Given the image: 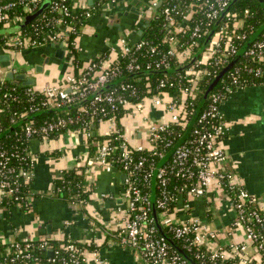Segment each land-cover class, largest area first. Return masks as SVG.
<instances>
[{
    "label": "built area",
    "instance_id": "2783aa9c",
    "mask_svg": "<svg viewBox=\"0 0 264 264\" xmlns=\"http://www.w3.org/2000/svg\"><path fill=\"white\" fill-rule=\"evenodd\" d=\"M71 1L49 0L25 26L1 34V50L17 53L59 44L63 57L68 55V63H73L70 45L76 49V38L70 35L76 32L78 21L92 17L94 6ZM105 1L116 4L118 0ZM150 1L149 13L141 18L154 22L151 37L148 32L145 36L146 27L132 41L125 30L82 72L70 71L39 89L23 84L26 106L12 112L9 126L20 123L9 132L20 131L14 133L12 145L0 142V204L4 197L26 207L33 196L36 160L30 149L32 140L48 142L66 131L78 132L86 140L97 134L103 140L95 142L92 159L108 173L124 174L119 243L138 253L141 264H189L157 225L170 232L173 237L165 234L178 240L181 246L175 242L177 247L190 253L187 256L197 264H264V215L257 197L226 167L227 156L220 144L227 133L220 104L237 88L252 85L251 79L264 81V29L214 84L182 140L197 110L194 84L201 79L212 81L232 62L256 32L257 15L248 6L237 7L238 0ZM43 2L0 0L1 29L21 25ZM213 27L207 46L193 58ZM11 63L6 71L17 74ZM154 72L158 73L155 78H142ZM4 78L5 74L0 75V110L7 109L11 100L20 102V92L5 86ZM49 109L58 115L35 122L37 114ZM138 124L145 127V134ZM6 130L0 124V134ZM137 136L142 142L132 146L130 140ZM57 178L61 184L53 183L54 194L69 184L63 170ZM217 190L234 211L222 229L192 212L193 199ZM99 198L115 200L117 196L101 192ZM73 204L86 202L81 198L69 205ZM84 252L75 240L53 247L46 238H4L0 264H85Z\"/></svg>",
    "mask_w": 264,
    "mask_h": 264
},
{
    "label": "crops",
    "instance_id": "0c3cea01",
    "mask_svg": "<svg viewBox=\"0 0 264 264\" xmlns=\"http://www.w3.org/2000/svg\"><path fill=\"white\" fill-rule=\"evenodd\" d=\"M88 1L72 0L76 4L94 6L92 17L79 27L75 37L76 67L73 63H63L64 57H55L56 48L52 45L22 49L16 53V57L19 55L17 59L24 60L29 65L27 69L33 68L37 73L45 70L46 63H55L60 78L70 71L82 72L90 61L117 41L121 32L128 31L132 41L139 37L138 31L145 21L139 18L140 13L136 15L130 9L134 6L139 11L142 3L136 6V0H118L116 4L105 0H92L89 4ZM1 54L8 55V52L0 48ZM15 60L8 58L6 65H2L3 60H0V75H6L7 65L12 62L17 73H24L36 82L33 75L25 73L24 67L18 70ZM37 66L41 70H37ZM220 109L227 123V133L220 142L227 156L225 165L257 197L258 207L264 215V81L237 88L220 104ZM140 141L137 136V142ZM90 145L92 142L87 143L85 137L75 131H66L48 142L38 139L30 142L36 160L31 183L34 194L26 207L7 203L0 205V242L4 238L20 240L26 237L56 242L75 240L85 248V264H141L138 253L127 245H121L118 238L123 173L117 170L108 173L99 167L92 159L95 152L90 151ZM79 167L81 171L78 172L90 191L89 201L85 205L70 206L52 194L53 183L60 170ZM101 192H109L117 198L102 200L99 198ZM219 192L207 194L210 202L203 197L193 199L191 204L193 213L211 226L222 229L227 227L234 211L227 197Z\"/></svg>",
    "mask_w": 264,
    "mask_h": 264
},
{
    "label": "trees",
    "instance_id": "16d2710c",
    "mask_svg": "<svg viewBox=\"0 0 264 264\" xmlns=\"http://www.w3.org/2000/svg\"><path fill=\"white\" fill-rule=\"evenodd\" d=\"M72 2V1H71ZM237 7H244V6H248L251 8L252 11H254L256 13V18H257V21H256V24H255V31H257L260 26L264 23V11H263V8L260 4V2L258 0H238L237 1ZM75 9V12H79L80 11V8H77V7H74ZM85 22V20L82 19V21H78L77 22V28H76V32L74 34H71L70 36V39H73L76 37V35L78 34V29L79 27ZM26 25V24H25ZM24 25V26H25ZM2 27V25L0 24V28ZM154 22H151L148 26H147V30L145 31V36L147 35V32L149 33L148 36H150V34L153 33L154 31ZM144 33V32H143ZM151 37V36H150ZM0 38H1V34H0ZM3 44L2 42H0V45ZM71 47V51L73 52V55H74V58H73V63H78L77 62V58H75V48L74 46L70 45ZM158 74V73H149V76L146 77V76H143L142 78L143 79H146V78H155V75ZM261 80V79H260ZM260 80L258 79H251L250 80V84H259L260 83ZM212 81L209 79H201L199 80L198 82H196L195 87L193 89V92L195 93V96L193 98V102L195 103V107L197 106L198 107V103H200L203 99V95L204 93L206 92V90L208 89V87L210 86L209 84L211 83ZM3 84L7 87H15V89H17V91L20 92V102H15V101H12L11 102H8L7 104V109H3V110H0V124H1V127L2 129H9L10 127V116L12 114L13 111H17V112H20V111H23V107L26 106V98L24 96H22V91H23V88L25 87V85H23L21 82H15L13 79H8V78H4V82ZM186 100V99H185ZM187 101V100H186ZM204 103V102H203ZM203 105V104H202ZM201 105V107H202ZM194 107V109H195ZM200 107V108H201ZM58 114L54 113V112H47V113H41V114H38L35 116V122H42L44 120H47L48 118H52V117H56ZM20 131V128H17L16 130L14 131H11V132H8V134L6 136H4V138L1 139V143L4 144V145H12L13 142H14V133L15 132H19ZM101 139L103 140V138L97 134H95L94 136H92L90 139H87V143L89 142H92L93 145H90L89 148H90V151L91 152H95L96 150V146H94L95 142L97 141H101ZM95 141V142H94ZM94 142V143H93ZM78 171H81V167L79 168H72V170H66L64 169L63 170V177L68 180V183L69 184H65L64 187H62L61 191L54 194L52 193L54 196L62 199V200H65L68 204H70V202H73V201H78L79 199H84L85 202L87 203L89 201V196L88 194L90 193L89 190H84L81 186L83 185L82 183V175L80 172ZM54 182L55 184H61L60 183V179L57 178V179H54ZM3 203H7V204H15L13 200H6L4 199V197H2V201H1V204L2 205ZM159 231L162 229L164 232L167 233L168 236H172V234L170 232H167L166 229H163L161 227H158ZM70 241L68 240H64L62 242H56L55 240L53 239H49V243H51V245L54 247V246H58L59 244H66ZM175 242L181 246V243L175 239ZM43 256H46L45 253L42 254ZM187 255L191 257V254L187 252ZM45 264V263H44Z\"/></svg>",
    "mask_w": 264,
    "mask_h": 264
},
{
    "label": "water",
    "instance_id": "95a60500",
    "mask_svg": "<svg viewBox=\"0 0 264 264\" xmlns=\"http://www.w3.org/2000/svg\"><path fill=\"white\" fill-rule=\"evenodd\" d=\"M258 1L260 2L261 6H262V8H263V11H264V0H258ZM88 2H89V4H91L92 0H89ZM136 2H137V3H136V6H139V5L143 2V0H136ZM48 3H49V0H44L42 6H41V7H40L35 13L26 16V17H25L26 19L24 20L23 23H21V25H18V26L12 27V28H6V29H1V28H0V34H9V33H12V32H14V31L20 29L22 26H24L25 24H27L31 19H33V17H35L37 14H39L41 11H43V10L45 9V7H47ZM130 11H131V12H134V14H136V15L139 14V11H137V10L135 9L134 6L130 9ZM148 24H149V20H146L145 23L143 24L142 28L138 31L139 36H140V34L142 33V31L147 27ZM116 25H117L118 27L120 26V24L118 25V23H117ZM214 28H215V27L212 28L210 34L206 37L207 39H206L205 43L203 44V46L201 47V49H200L196 54H194L193 58H195V57H196V56H197V55H198V54L204 49V47L207 46V44H208V42H209V40H210V38H211L210 36H211V34H212ZM262 29H264V23H263V24L260 26V28H259V29H258L253 35H252V38H251V39H250V40L244 45V47L239 51V53H238V54L236 55V57L232 60V62H231L230 64H228L227 66H225L224 68H222V70L219 71L218 74H216V76H214L212 82L209 84L210 86L208 87V89L206 90V92H205L204 95H203V99H202V101L198 104V107L196 108L197 110H196L194 116L192 117V119H191V121H190V125L188 126V128H187V130H186V132H185L186 134L184 135V137L182 138V140H183L184 138L187 137L188 132H189V130H190V127H191V125H192L194 119L196 118L197 114H198L199 111H200V107H201V105L203 104V102L205 101L206 97L208 96V94H209L210 91L212 90L214 84H215V83L218 81V79L224 74V72H226V71H227V70H228V69H229V68H230V67L236 62V58L241 54V52L243 51V49H244V48H245V47H246V46L252 41V39H254V38L257 37V35L259 34V32H260ZM54 46H55V48H56V51H55V53H54L55 57L60 58V59L63 58V50L60 48V45H59V44H55ZM8 58H9V56H8L7 54H1V55H0V60H3V61H1V64H2V65H6V64L8 63ZM37 70H41V67H40V66H37ZM166 71H167V72H170V71H173V70H166ZM6 77L9 78V79H13L15 82H19V81H21L22 84H26V85H30V84H33V83H34V78H32V77H26L24 73L13 74L11 71H8V72L6 73ZM105 89H106V88H104L103 90H105ZM51 111H55V110H50V109H49V110H47V111L40 112L39 114H41V113H47V112H51ZM37 115H38V114H37ZM19 124H20V123L15 124V125H12L9 129H7V130L4 131L2 134H0V138H1L2 135L6 134V133L9 132L10 130L14 129V128H15L16 126H18ZM182 140H180V142H182ZM180 142H179V143H180ZM172 150H173V149H171V150L167 153V155L165 156L166 158L163 159V160L159 163L158 167H160V166L162 165V163L165 162V160H166L167 157L170 155V153L172 152ZM123 177H124V174H122V176H121V180H122V181H123ZM153 191H154V188H153ZM153 213H154V211H153ZM154 214H155V213H154ZM157 226L160 227L159 225H157ZM160 232H161V234L166 238V240H167L168 242H170V244H171L173 247L177 248V249H178V250L184 255V257L188 260L189 264H197L194 260H192L191 258H189L184 252H182V250H180V248L177 247L176 243H175L170 237H168L162 229L160 230Z\"/></svg>",
    "mask_w": 264,
    "mask_h": 264
},
{
    "label": "rangeland",
    "instance_id": "374dc122",
    "mask_svg": "<svg viewBox=\"0 0 264 264\" xmlns=\"http://www.w3.org/2000/svg\"><path fill=\"white\" fill-rule=\"evenodd\" d=\"M149 3H151L150 0L149 1L148 0H143L142 5H140V10H139L140 11V17L139 18H141L142 16H146L145 14L149 13V12H147V9H146L147 5ZM6 51L10 54V58L11 59L12 58H16L15 63H16V66H18V70L19 71H21L22 68L24 67L26 74H30V75H33L35 77L36 82H34V84H32V86L34 88L39 89V88L43 87L44 83H46L45 80L47 78H51L49 81H56L58 79L59 73L57 72V68H58L57 64H55V63H46L45 64V70L43 72L37 73L33 68H31V70L27 69L29 67V65L25 64L24 60H22V61L18 60L17 58L19 57V55H17V57H16V53H14L12 50L7 49ZM67 58H68V55L63 58V60H62L63 63H68ZM47 70H49V71L51 70L49 74L47 73ZM138 127H139V131H141L143 134H145V127L140 125V124H138ZM103 129H105V126H103ZM140 143H141V141H140ZM130 144L132 146L137 144V139L132 137L131 140H130ZM219 193H221V191ZM220 196H222V195H220ZM205 199H206L207 202L211 201V199L209 197H206ZM222 199L223 198L221 197V200ZM114 214H115V211H114Z\"/></svg>",
    "mask_w": 264,
    "mask_h": 264
}]
</instances>
